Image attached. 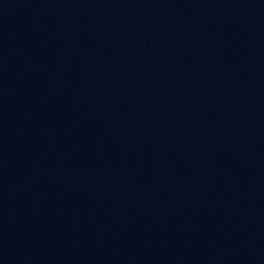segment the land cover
<instances>
[{
  "label": "water",
  "instance_id": "water-1",
  "mask_svg": "<svg viewBox=\"0 0 264 264\" xmlns=\"http://www.w3.org/2000/svg\"><path fill=\"white\" fill-rule=\"evenodd\" d=\"M0 264H264V0H0Z\"/></svg>",
  "mask_w": 264,
  "mask_h": 264
}]
</instances>
